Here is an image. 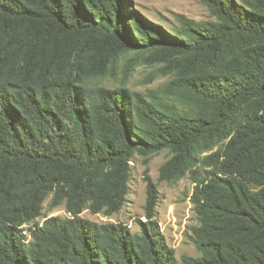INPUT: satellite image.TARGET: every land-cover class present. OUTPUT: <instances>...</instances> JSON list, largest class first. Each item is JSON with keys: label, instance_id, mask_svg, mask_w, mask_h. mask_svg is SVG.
<instances>
[{"label": "trees", "instance_id": "1", "mask_svg": "<svg viewBox=\"0 0 264 264\" xmlns=\"http://www.w3.org/2000/svg\"><path fill=\"white\" fill-rule=\"evenodd\" d=\"M199 1L213 19L172 34L133 0H0V264H264V0ZM129 53L120 87L90 85ZM136 63L170 77L151 100ZM164 150L158 182L196 184L181 263L148 175L139 232L82 215L118 213L132 159ZM50 196L69 216L40 223Z\"/></svg>", "mask_w": 264, "mask_h": 264}, {"label": "rangeland", "instance_id": "2", "mask_svg": "<svg viewBox=\"0 0 264 264\" xmlns=\"http://www.w3.org/2000/svg\"><path fill=\"white\" fill-rule=\"evenodd\" d=\"M133 2L136 8L149 17L150 20L162 25L172 34L178 33L181 26L178 15H184L198 22L213 19L208 7L199 0H133ZM131 55L132 53H129L126 57L120 59L114 76L95 79L90 82V85L110 88L120 87L122 84L121 70L125 58L131 57ZM169 79V76L160 74L158 65L136 63L131 68V75L125 86L131 91L147 95L151 100V94L155 92V94H158L157 90L163 87ZM168 101L172 102L170 99ZM178 107L182 108V105L178 104ZM217 148L218 146L214 150ZM204 154H207V152ZM171 156L172 153L168 150L148 158L136 155L131 161L129 192L122 209L111 217L92 214L87 210L82 215L99 223L121 222L129 225L133 232H139L136 219L141 218L146 221L147 183L145 176L148 175L154 182H158L160 168ZM199 166L200 164H197L195 168ZM201 173L204 175L203 171ZM195 185L190 173H187L176 183L158 182L159 199L155 219L159 222L161 231L165 235L169 246L174 248L179 263H181L183 255L191 257L201 255L192 240L193 228L200 224L198 215L194 210V204L191 202ZM50 201L51 196L45 200L42 215L36 221L42 223L47 217L69 216L64 205L51 208ZM34 224L35 222L26 224L24 229L27 230ZM24 233H27V231H24ZM26 235L28 236L27 240H29L30 236Z\"/></svg>", "mask_w": 264, "mask_h": 264}]
</instances>
